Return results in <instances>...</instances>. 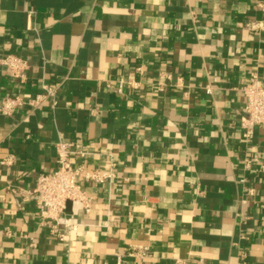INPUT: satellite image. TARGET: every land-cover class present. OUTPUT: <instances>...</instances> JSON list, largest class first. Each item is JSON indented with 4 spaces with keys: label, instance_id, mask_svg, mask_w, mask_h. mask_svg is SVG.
<instances>
[{
    "label": "crops",
    "instance_id": "crops-1",
    "mask_svg": "<svg viewBox=\"0 0 264 264\" xmlns=\"http://www.w3.org/2000/svg\"><path fill=\"white\" fill-rule=\"evenodd\" d=\"M260 2L0 0V58L29 62L24 80L0 67V106L56 87L0 113V264H264V167L244 171L264 166V131L245 140L240 123L243 85L264 83ZM59 140L117 163L84 186L88 211L70 202L64 240L31 197Z\"/></svg>",
    "mask_w": 264,
    "mask_h": 264
},
{
    "label": "built area",
    "instance_id": "built-area-1",
    "mask_svg": "<svg viewBox=\"0 0 264 264\" xmlns=\"http://www.w3.org/2000/svg\"><path fill=\"white\" fill-rule=\"evenodd\" d=\"M259 5H261L260 0ZM32 12L28 13V28H31ZM4 66L13 77L24 80L26 71L29 67L28 59L18 54H7L0 58V67ZM171 81L173 78L168 75ZM166 84L157 82L153 86L162 91ZM44 92L37 95L36 98L24 99L18 95L5 97L1 101L0 113L9 115L15 109L24 104L36 106L40 103L42 97L54 96L56 87L44 84ZM122 89V83L119 84ZM242 92L245 96V110L240 123L243 127V137L248 140L252 137L255 130L260 128L264 131V83L257 74H252L248 81L243 85ZM92 154L91 151L83 147L76 141L59 140L56 144V167L49 172H40L36 177V185L31 193L34 204L40 215L45 221V225H50L52 231L65 223V230L58 232L60 240L72 230L77 228L76 223L64 222V216L67 210L68 202H79L85 210L90 209V200L85 192L86 184H101L114 179L117 171V163L111 153L103 165L90 167L87 158ZM78 157L80 162L74 163L73 159ZM12 157L2 160V164H11ZM257 165L263 163L259 156L248 157L244 162V171H252ZM246 183V178L240 180ZM250 194L254 193L252 187H248ZM139 256H146V251H138ZM123 256H117V264H122ZM174 264H190L186 259H176ZM242 264H246L243 262Z\"/></svg>",
    "mask_w": 264,
    "mask_h": 264
},
{
    "label": "water",
    "instance_id": "water-1",
    "mask_svg": "<svg viewBox=\"0 0 264 264\" xmlns=\"http://www.w3.org/2000/svg\"><path fill=\"white\" fill-rule=\"evenodd\" d=\"M70 205H71V203H70V202H68V204H67V209L70 207Z\"/></svg>",
    "mask_w": 264,
    "mask_h": 264
}]
</instances>
